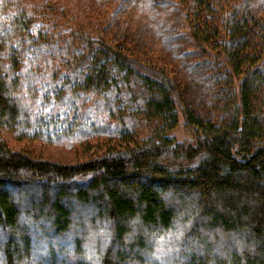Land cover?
Returning a JSON list of instances; mask_svg holds the SVG:
<instances>
[{
  "label": "trees",
  "instance_id": "trees-1",
  "mask_svg": "<svg viewBox=\"0 0 264 264\" xmlns=\"http://www.w3.org/2000/svg\"><path fill=\"white\" fill-rule=\"evenodd\" d=\"M0 264H264V0H0Z\"/></svg>",
  "mask_w": 264,
  "mask_h": 264
},
{
  "label": "rangeland",
  "instance_id": "rangeland-1",
  "mask_svg": "<svg viewBox=\"0 0 264 264\" xmlns=\"http://www.w3.org/2000/svg\"><path fill=\"white\" fill-rule=\"evenodd\" d=\"M34 1H40V0H34ZM183 121L182 116L178 112V125L177 127L171 131L170 137H172L177 142H187L190 141V135H188L186 132H184L183 128ZM99 144L102 146L100 140ZM98 145V147H100ZM95 144L91 146H76L71 149H67L64 147H57V146H50L45 145L40 141L37 140H12L10 141V147L13 150L17 151H23L29 155H31L34 158H40L43 160H50L62 164H73L78 161L85 160L89 152L92 151Z\"/></svg>",
  "mask_w": 264,
  "mask_h": 264
}]
</instances>
